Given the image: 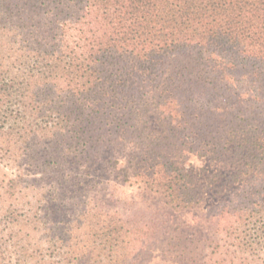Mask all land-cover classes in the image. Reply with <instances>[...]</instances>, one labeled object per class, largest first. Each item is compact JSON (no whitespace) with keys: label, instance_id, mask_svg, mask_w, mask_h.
<instances>
[{"label":"trees","instance_id":"16d2710c","mask_svg":"<svg viewBox=\"0 0 264 264\" xmlns=\"http://www.w3.org/2000/svg\"><path fill=\"white\" fill-rule=\"evenodd\" d=\"M108 149L175 210L204 198L173 152L231 164L208 233L165 252L264 264V0H0V264H137L167 233L159 207L87 197Z\"/></svg>","mask_w":264,"mask_h":264},{"label":"rangeland","instance_id":"374dc122","mask_svg":"<svg viewBox=\"0 0 264 264\" xmlns=\"http://www.w3.org/2000/svg\"><path fill=\"white\" fill-rule=\"evenodd\" d=\"M149 123L151 129L156 132L161 131L156 115H150ZM173 153L176 162L196 174L202 185L204 200L197 208L188 210L172 209L165 203L162 195L151 192L137 181L132 174L131 168L126 163V158L117 157L111 149H108V154L102 157V161L92 174L93 182L87 194L89 199L91 195L92 197L98 196L100 199L110 200L109 203L111 204L113 199L128 197L135 200L139 205L159 207L169 215L172 222L170 229L157 242L147 245L145 249L140 251L137 264H178L177 259L168 258V254L165 252L167 242L172 236L171 229L177 226L183 234L188 236L196 233H208L211 225L200 219V213L207 207L226 199L233 191L232 189L237 187V184L225 182L226 175L231 170V164L199 158L187 152L181 155H178L177 152ZM11 171L4 164H0V175L10 174ZM28 171L30 172V177L36 180L31 183H35L38 190L43 189L40 187L46 185V176L36 170L29 169ZM28 190L31 193L35 192L32 186ZM81 196H77V198H81L82 202H88L87 197L84 199ZM77 202L81 204L79 200Z\"/></svg>","mask_w":264,"mask_h":264}]
</instances>
